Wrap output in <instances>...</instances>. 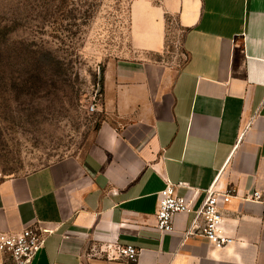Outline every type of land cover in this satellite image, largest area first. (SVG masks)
I'll list each match as a JSON object with an SVG mask.
<instances>
[{
    "label": "crops",
    "instance_id": "0c3cea01",
    "mask_svg": "<svg viewBox=\"0 0 264 264\" xmlns=\"http://www.w3.org/2000/svg\"><path fill=\"white\" fill-rule=\"evenodd\" d=\"M168 17L181 64L152 57L166 53ZM130 44L105 65L92 144L0 180V231L50 230L32 264H264V0H134ZM166 181L194 207L210 186L234 187L222 205L234 241L186 235L194 212L159 232ZM109 244L140 255L109 258Z\"/></svg>",
    "mask_w": 264,
    "mask_h": 264
},
{
    "label": "rangeland",
    "instance_id": "374dc122",
    "mask_svg": "<svg viewBox=\"0 0 264 264\" xmlns=\"http://www.w3.org/2000/svg\"><path fill=\"white\" fill-rule=\"evenodd\" d=\"M133 1L0 0V180L92 144L105 65L131 55ZM181 40L168 17L166 53L152 57L181 64Z\"/></svg>",
    "mask_w": 264,
    "mask_h": 264
},
{
    "label": "built area",
    "instance_id": "2783aa9c",
    "mask_svg": "<svg viewBox=\"0 0 264 264\" xmlns=\"http://www.w3.org/2000/svg\"><path fill=\"white\" fill-rule=\"evenodd\" d=\"M89 109L92 112L98 111V103L92 102ZM176 186L166 181L165 188L160 191L156 211V229L162 234L172 232L176 215L194 212V218L186 235L198 231L216 247L222 248L231 244L234 238L226 229L222 205L230 202L236 194V189L232 186L220 189L212 185L205 190L203 202L198 207H194L189 197L176 193ZM261 197V193L256 191L247 195L245 199L260 200ZM49 233V229L39 226H29L16 233L0 231V250L6 256L5 261L0 264H32L44 247ZM108 250L109 258L125 257L130 261H136L140 255V250L132 245L112 246L109 244Z\"/></svg>",
    "mask_w": 264,
    "mask_h": 264
},
{
    "label": "trees",
    "instance_id": "16d2710c",
    "mask_svg": "<svg viewBox=\"0 0 264 264\" xmlns=\"http://www.w3.org/2000/svg\"><path fill=\"white\" fill-rule=\"evenodd\" d=\"M102 85H103V73H102V84H101V88L103 87ZM100 93H102V92H100Z\"/></svg>",
    "mask_w": 264,
    "mask_h": 264
},
{
    "label": "water",
    "instance_id": "95a60500",
    "mask_svg": "<svg viewBox=\"0 0 264 264\" xmlns=\"http://www.w3.org/2000/svg\"><path fill=\"white\" fill-rule=\"evenodd\" d=\"M100 90H101V85L98 86V91H100Z\"/></svg>",
    "mask_w": 264,
    "mask_h": 264
}]
</instances>
